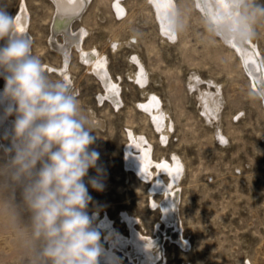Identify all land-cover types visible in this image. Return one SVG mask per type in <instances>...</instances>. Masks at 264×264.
Returning <instances> with one entry per match:
<instances>
[{
	"label": "rangeland",
	"instance_id": "rangeland-1",
	"mask_svg": "<svg viewBox=\"0 0 264 264\" xmlns=\"http://www.w3.org/2000/svg\"><path fill=\"white\" fill-rule=\"evenodd\" d=\"M17 1L3 0L12 14ZM175 1L185 10L186 27L164 46L145 0H121L127 10L122 21L113 16L110 0H88L81 17L71 23L72 32L80 27L87 30L82 41L85 50L94 41H100L99 48L108 56V71L112 76L115 73L121 76L118 93L121 104L115 109L107 99L98 101L102 87L86 71V63L81 61L85 56L82 58L71 47L66 69L73 78L74 92L86 109L104 121L103 127L97 126L92 133L97 138L90 146L99 152L97 164L103 169L104 190L98 192L88 186L92 201L87 212L94 220V214L106 212L113 228L124 231L115 215L121 209L133 208L146 226V230L137 226L138 230L149 231L156 213L146 209L144 185L121 161L126 129L145 131L152 140L155 157L172 151L186 163L179 184L178 216L182 224L180 233L188 244L182 248L165 238L164 264H182L185 260L191 264H264V109L236 58L219 38L211 36L210 22L193 5V0ZM25 2L30 13L28 28L33 54L62 71L59 55L47 43L53 12L50 1ZM257 32L255 39L264 60V23ZM113 36L120 40L136 39L144 67L161 80L149 81L147 88L160 94L174 121L163 148L157 145L156 134L145 116L132 104L139 94L124 76L125 56L130 47L122 45L115 56L107 52V42ZM56 40L60 43L59 35ZM193 72L200 80L191 88L188 85ZM51 74L54 79L60 77L54 70ZM207 79L223 81L219 92L222 106L218 117L210 123L203 120L198 95L206 86L205 89L213 90L214 85L205 83ZM217 125L227 134L223 145L213 136ZM96 174L95 169H89V176ZM87 180L85 177L86 184ZM23 220L27 222L26 215ZM121 254L118 252L119 263L130 264ZM0 264H27L15 230L3 219H0Z\"/></svg>",
	"mask_w": 264,
	"mask_h": 264
},
{
	"label": "clouds",
	"instance_id": "clouds-1",
	"mask_svg": "<svg viewBox=\"0 0 264 264\" xmlns=\"http://www.w3.org/2000/svg\"><path fill=\"white\" fill-rule=\"evenodd\" d=\"M214 9L216 22L208 30L226 43H249L264 23V0H224ZM186 18L174 5L168 24L181 32ZM0 79V122L14 117L2 137L8 143L0 157V219L15 230L27 264H99L101 236L87 212L88 186L104 190L99 152L90 147L97 138L94 113L67 82L48 75L3 0ZM89 169L96 176H89Z\"/></svg>",
	"mask_w": 264,
	"mask_h": 264
},
{
	"label": "bare ground",
	"instance_id": "bare-ground-1",
	"mask_svg": "<svg viewBox=\"0 0 264 264\" xmlns=\"http://www.w3.org/2000/svg\"><path fill=\"white\" fill-rule=\"evenodd\" d=\"M53 12L50 28L48 30L47 43L50 48L59 55L62 71L55 70L52 63L44 60L47 73L53 78L51 71H56L60 76L58 80L67 82L72 91L73 78L67 72L69 65V52L74 47L79 55L85 56L81 61L86 63V71L91 73L102 87V93L98 94V101L107 99L117 108L121 104L119 96V81L121 76L115 73L113 76L107 69L108 56L99 48L100 41H94L85 50L82 45L86 33L84 27L72 32L71 23L74 19L81 17L86 8L88 0H49ZM152 11V17L156 23L157 33L161 45L173 42L176 32L168 27V13L171 7L177 6L175 0H145ZM170 5V8L166 6ZM193 5L210 23L215 15L214 5L216 0H193ZM211 5V9L209 8ZM110 9L115 19L122 21L127 16V10L121 0H110ZM13 15L22 18L18 25V31L25 37L30 38L29 22L30 13L25 0H18ZM206 22V21H205ZM61 38L60 43L56 36ZM228 52L236 58L237 65L245 74L250 88L260 100L264 109V60L258 44L254 39L245 45H238L232 42H224ZM122 45L130 47L129 53L125 56L126 69L124 76L130 80L139 94L138 99L132 100V104L144 116L151 126L152 132L156 134V143L162 148L166 146L168 138L173 130L174 121L170 108L163 105L161 96L156 90L147 88L149 81L153 83L160 80L158 74L149 73L142 63L139 43L132 37L120 40L116 36L111 37L107 42V52L114 53ZM141 56V57H140ZM264 56V55H263ZM67 68V69H66ZM54 79V78H53ZM198 75L193 72L190 75L189 87H195L199 83ZM161 81V80H160ZM207 84L214 85L213 90L205 89L199 91L201 101L200 113L203 120L209 122L218 117L222 97L220 86L222 82L207 79ZM157 84V83H156ZM4 87V80L1 79L0 91ZM164 103V102H163ZM222 106V105H221ZM90 110V109H89ZM92 113H94L91 110ZM95 116V114H94ZM11 119L0 122V145H6L8 141L2 139L5 131L11 130ZM95 123L103 127L104 121L95 116ZM221 125V124H220ZM217 125L213 131L219 144L226 142V135ZM237 130V129H236ZM125 142L121 148V161L125 169L130 170L134 177L145 187L146 209L155 212L156 217L149 223V231L141 233L137 226L146 230L142 220L132 209H121L115 215L123 224L124 231L113 228L111 217L106 212L96 215L94 227L100 233L103 252L99 258V264H120L118 252L126 256L130 264H164L165 254L163 242L165 238L174 240L178 246L185 247L187 240L181 235V223L178 216L179 184L185 172L186 163L182 158L172 151H167L155 157L153 143L145 131H135L127 128ZM239 136V135H238ZM264 137V136H263ZM107 237V239H105ZM182 264H191L184 261Z\"/></svg>",
	"mask_w": 264,
	"mask_h": 264
},
{
	"label": "snow or ice",
	"instance_id": "snow-or-ice-1",
	"mask_svg": "<svg viewBox=\"0 0 264 264\" xmlns=\"http://www.w3.org/2000/svg\"><path fill=\"white\" fill-rule=\"evenodd\" d=\"M224 0H216L217 5H223ZM167 8H170V5L166 6ZM211 5H209V8L211 9ZM213 22H216V17L215 15L212 16ZM22 23V18L21 17H17V24L20 25ZM168 27L170 28V26L168 25Z\"/></svg>",
	"mask_w": 264,
	"mask_h": 264
}]
</instances>
